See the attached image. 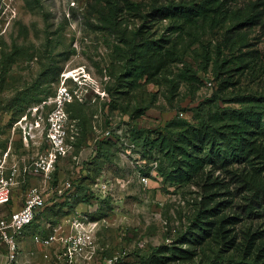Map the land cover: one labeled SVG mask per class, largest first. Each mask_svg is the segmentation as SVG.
I'll return each instance as SVG.
<instances>
[{
  "label": "rangeland",
  "instance_id": "obj_1",
  "mask_svg": "<svg viewBox=\"0 0 264 264\" xmlns=\"http://www.w3.org/2000/svg\"><path fill=\"white\" fill-rule=\"evenodd\" d=\"M262 114L264 0H0V214L45 197L24 264L67 203L100 219L86 264H264Z\"/></svg>",
  "mask_w": 264,
  "mask_h": 264
},
{
  "label": "built area",
  "instance_id": "obj_2",
  "mask_svg": "<svg viewBox=\"0 0 264 264\" xmlns=\"http://www.w3.org/2000/svg\"><path fill=\"white\" fill-rule=\"evenodd\" d=\"M49 121L53 122L52 115L49 117ZM50 132L49 138L55 139L56 135L52 137ZM56 157L55 152L39 157L35 161V170L45 176L49 175L54 169ZM14 170L9 176H4L3 163H0V210L11 200L9 185L12 182ZM65 187L69 191L75 190L70 181H66ZM60 191L61 189H58L59 193ZM83 204L86 205V203ZM44 207L43 191L32 187L19 208L0 214V264H24L20 257L21 238L27 228L36 221ZM99 222L100 219L82 212V209L75 205L72 211L64 212L50 224L49 230L43 236L34 233L32 238L35 243L53 250V254L44 253L43 255L44 258L51 261L50 264H79L80 260L86 264L98 250L94 236L99 229ZM121 261V255H111L104 257L102 264H119Z\"/></svg>",
  "mask_w": 264,
  "mask_h": 264
},
{
  "label": "trees",
  "instance_id": "obj_3",
  "mask_svg": "<svg viewBox=\"0 0 264 264\" xmlns=\"http://www.w3.org/2000/svg\"><path fill=\"white\" fill-rule=\"evenodd\" d=\"M262 117H263V124H264V115L262 114ZM246 119L245 120H248L249 119V117H245ZM75 203V202H74ZM65 205H68L69 206V210H70V208L71 209H73V207H74V205L73 204H71V203H67V204H65ZM59 208H61V207H59ZM61 212V211H60ZM66 212V211H65ZM33 224H34V222H33Z\"/></svg>",
  "mask_w": 264,
  "mask_h": 264
}]
</instances>
